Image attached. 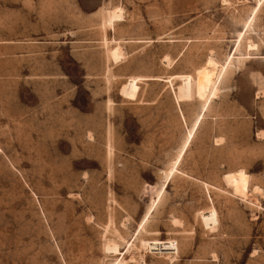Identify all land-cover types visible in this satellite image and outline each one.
<instances>
[{"label": "rangeland", "instance_id": "obj_1", "mask_svg": "<svg viewBox=\"0 0 264 264\" xmlns=\"http://www.w3.org/2000/svg\"><path fill=\"white\" fill-rule=\"evenodd\" d=\"M119 261L264 264V0H0V264Z\"/></svg>", "mask_w": 264, "mask_h": 264}, {"label": "bare ground", "instance_id": "obj_2", "mask_svg": "<svg viewBox=\"0 0 264 264\" xmlns=\"http://www.w3.org/2000/svg\"><path fill=\"white\" fill-rule=\"evenodd\" d=\"M121 10L118 9V10H114L115 12L114 11L109 12L108 18L106 21V24L108 26H110L112 28L114 21L117 20L121 16V14H122ZM121 17L119 19H121ZM117 22H118V20H117ZM108 54H109V57L112 58L115 62L117 60H120L121 59L120 57L122 56L119 46L112 48ZM222 72H223V69L222 68L220 69L218 67V65L216 63H213V62H209L204 67H201L197 70V75H196L197 83H198V86L200 87V90H201V97L206 99V103L208 102L210 96L215 95V92L217 90L216 84H217V81L219 80ZM199 120L200 119H197V121L195 122V125L193 126V129H192L191 135L189 137L188 143L194 135V132H195V130L199 124ZM182 155H180L178 157V159L176 161V167H174L170 171V173L167 175V178H166L163 186L156 192V200L153 199L154 201H152L151 206L148 208L146 216L144 217V220H143V226L146 225V223L148 221V216L153 212L156 204L159 203V201L161 200V198L164 194V191H165L166 183L168 182L169 178L173 177L174 174L178 171L177 165L181 161ZM233 174H234L233 175L234 176L233 177L234 178V184H235V187H236L238 193L241 195V197L246 196L248 193L249 185H250L249 175L244 174L242 172H234ZM200 218H201L202 224L205 226V228H208L209 230H214L218 225L217 213L213 208L210 209L206 213H202L200 215ZM111 244H113V243L106 244V247H105L106 251L112 252V253L118 252L117 251L118 247H115L114 245H113L114 246L113 247V246H111ZM142 247L146 251H156L157 254H160V255L167 254V255L173 256V255L177 254V252H178L176 241L170 240V239H168L167 241L143 240L142 241ZM108 254H110V253H108ZM120 261L118 264H120Z\"/></svg>", "mask_w": 264, "mask_h": 264}]
</instances>
